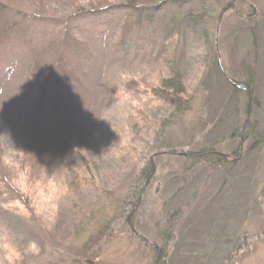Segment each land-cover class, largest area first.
<instances>
[{
  "label": "rangeland",
  "instance_id": "obj_1",
  "mask_svg": "<svg viewBox=\"0 0 264 264\" xmlns=\"http://www.w3.org/2000/svg\"><path fill=\"white\" fill-rule=\"evenodd\" d=\"M87 2L0 0V132L10 130L16 145L31 152L18 184L15 171L0 162V264H264V0H195L174 9L183 17L208 14L194 26L184 24L175 39L190 102L179 116L151 94L157 53L147 55L138 31L130 35L133 48L121 53V16L88 18ZM82 69L89 72L82 83L69 81ZM252 69V91L247 85L234 91L229 78L241 85ZM66 72L69 84L62 88ZM112 83L115 100L108 106ZM52 102L65 106L55 118ZM247 108L255 132L242 144ZM96 123L123 133L129 155L109 154ZM77 125L96 136L69 139L68 151L83 169L74 175L59 139ZM209 132L216 152L230 158L240 145L223 175L202 164L186 178L183 162L161 155L152 177L135 181L156 152H196ZM83 173L96 185L76 191L74 176ZM135 189L142 194L127 201ZM170 229L173 240L159 256L155 250ZM235 247L240 250L229 260Z\"/></svg>",
  "mask_w": 264,
  "mask_h": 264
},
{
  "label": "trees",
  "instance_id": "obj_2",
  "mask_svg": "<svg viewBox=\"0 0 264 264\" xmlns=\"http://www.w3.org/2000/svg\"><path fill=\"white\" fill-rule=\"evenodd\" d=\"M194 1L195 0H88L85 6L86 10L80 7V9H82L83 11H86L85 15H87L88 18H94L95 16H104L105 14L109 12H113L114 14H119L121 16L120 18H121L122 24H125V27H124V32L120 34L119 36L120 40L116 47L121 53H123L122 51L127 49L128 44H129L130 49L131 47L133 48L134 45L132 44V42H129L132 40L130 38V35L134 31H138L139 35L141 36L140 37L141 41L143 43L144 42L146 43V48L144 50L147 49L146 50L147 55H150L151 53L155 55L157 53L156 54V57H157L156 65H158L159 67L155 72V78H154V80H156L157 82L154 86H152L151 94L155 99L158 100L159 104L165 105L168 108L173 109V112L177 116L186 112L185 109L189 108L190 102H188V99H189L188 89L189 88L187 86V83L185 82L186 81L185 74L184 73L182 74L179 69L181 67V64H179L177 59H174V56L177 50V48L175 49V45H174L175 39H177L181 35L180 29L183 28L184 24H189L190 26L192 25L194 26L197 23L205 21L206 18L208 17V14L206 12H204L203 14L201 13L200 14H187L184 17L183 15L179 14L178 11L181 12L184 6L191 4ZM233 1H237V0H233ZM71 2H73V0H69L66 3L61 2V0H57V5L64 6ZM51 7H54V6L52 5ZM174 9L178 11H175ZM166 10H170V12H174L175 14L172 13V15L169 16L168 15L169 12H167ZM78 12L80 11L78 10ZM176 12H178V14ZM157 25L158 27H154ZM158 28L162 32L161 35L159 33V38H160L159 43L156 39L158 36V32H157ZM149 29L151 30V33H148V31L145 32L146 30H149ZM153 30H155V32H153ZM145 33L149 36H146ZM156 34L157 36H155ZM139 46H140V42H139L138 47ZM188 61L189 60H187L186 62ZM148 63L150 62H147L146 65H148ZM216 69L221 75V77L224 76V73L222 72L223 70L220 69V66L217 65ZM87 75H89L88 70L82 69L76 75H71L72 80H69L68 72H66V74H64V76L62 77L63 78V80L61 81L62 88H64L66 84H69L68 80L74 81L75 83H82L87 77ZM253 75H254V71L252 69V71L250 70L249 75L247 74L245 75L246 80L245 82H242L241 85L234 84L235 80L233 78L232 79L229 78L230 79L229 81L233 83V86H234L233 90L240 91L241 89H238L237 86L242 88V87H245V85H247L249 88V84L252 81L251 79L253 78ZM112 84H113V87L108 88L109 94L105 96V101H104V104L108 106H110V103H112L113 105L114 100H115L114 91L116 90V87H114L115 86L114 83ZM251 91L252 90L250 89V92ZM64 108L65 106L63 104L56 103V106H54V103L52 102L51 110L53 111V114H54L53 117L55 118L57 115H59ZM36 112H38V114L36 115L40 117V114L42 112L41 108H38ZM250 113H251L250 108H247L246 119L241 124L240 137L244 141V142L242 141V144L248 141L255 132V129H254L255 125L251 123ZM140 120H143V119L140 118ZM142 124L145 125V122L142 121ZM80 127L81 126L77 125V126H73V127H69L65 129L63 135L59 139V143L65 144V147L62 149L64 156L71 158L70 162L74 164L77 170V171L73 170L74 175L78 172V170H83V169L79 165H78L79 168L76 166L77 159L71 154V151H68V142L72 144V142L69 139L71 137H77V138L82 137V136L86 137L87 135H89L90 137H94V138L96 136L94 133V130H90L88 128L86 130H82L80 129ZM94 127L98 130L97 137L102 142L101 146L104 147V149L108 150L109 154L111 153V155L113 156L119 155L120 158H122V155L124 153H128L129 155L130 150L123 149V148H129V147L123 145L121 142V137L124 136L123 133L119 131H114L111 126L107 130H104L100 127L99 123L94 124ZM131 127L133 131H134V127H137L134 121L133 122L131 121ZM215 128H216V123H215ZM237 129L238 128H235V130L233 131V134L237 133L236 132ZM22 132L24 133L23 128H22ZM214 132L213 133L209 132L208 137H207L209 139L208 140L209 142L207 141V144H205L200 150L196 152L185 153V152H177L175 150H171V151H167L163 153L159 151L156 152L154 154L155 157L153 156V159H151V161H149L148 164H146V166L139 171V173L137 174L138 178L137 179L135 178L136 179L135 181H138L139 183V180L141 179L148 180L150 177H152L155 171L156 158L158 156L160 157L161 155L166 156L167 158L170 157V159H175L177 161L183 162V164L181 165V169L185 170L187 174L185 173H180V174L187 175L186 178H189L190 176V179H192V177L195 176V170L199 168L202 164L207 166V168H209L210 170L215 171V172L218 171L220 172V174L223 175V173H226V171L229 168L231 169L232 166L235 165V161L239 158L240 145H239V149L235 150L232 154V157H234L235 159L230 158L228 155L222 154L221 152H216V140L214 141L212 139ZM25 135L29 137L27 134ZM97 137L96 139H98ZM46 160L47 159L44 156L42 159V163L44 164ZM240 160H242V158H240ZM185 163H188V166H186ZM191 163L193 165H190ZM30 169H33V168H30ZM83 175H84L83 177H78V178L77 176H74V180L72 184H74L76 191H77V188L80 190H83L87 187V185H91V186L96 185L92 177H89V179L87 180L88 174L85 175L83 173ZM222 175H221V178H222ZM175 176L176 175H170L171 178ZM225 180L226 179H223V181ZM89 188L92 189L93 186ZM0 194H4L3 192H1V188H0ZM130 194H131L130 198H128L127 201H134V199L136 198V195H137V198H136L137 200L142 194V192H140L138 196V193L135 189ZM133 204H134L133 206L137 208L139 205V201L137 202L135 201ZM230 206L231 207L233 206L232 212H234L235 210H238L239 202L238 201L237 203L232 202ZM6 211L7 213L9 212L8 210ZM14 211L17 212V209L15 208ZM178 212L179 211L175 212V215ZM14 216L18 218V215L15 213H14ZM132 217H134V215L131 214L126 219L127 224L130 226H131V222H133ZM19 218L24 220L23 222L24 224H29V221L27 219L28 217L26 218V216H23ZM109 223H112V222H109ZM231 230L234 231L232 227H228L227 234H233ZM171 232L172 230L170 229V231L167 230V232L164 233V239H163L165 241L164 245L162 246V248H157V250H155L159 256L166 255L165 252L169 246V243L172 242L173 240V235ZM239 250L240 248L235 247V254L231 256L229 260H233V257L236 258L235 255L238 253Z\"/></svg>",
  "mask_w": 264,
  "mask_h": 264
},
{
  "label": "clouds",
  "instance_id": "obj_3",
  "mask_svg": "<svg viewBox=\"0 0 264 264\" xmlns=\"http://www.w3.org/2000/svg\"><path fill=\"white\" fill-rule=\"evenodd\" d=\"M8 142V146L5 147V142ZM22 147H18L13 139L10 130L5 129L0 132V162H3L10 169H13L16 173L13 178V183H20L27 171V168L21 167V162H23L28 154Z\"/></svg>",
  "mask_w": 264,
  "mask_h": 264
}]
</instances>
